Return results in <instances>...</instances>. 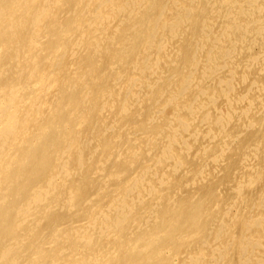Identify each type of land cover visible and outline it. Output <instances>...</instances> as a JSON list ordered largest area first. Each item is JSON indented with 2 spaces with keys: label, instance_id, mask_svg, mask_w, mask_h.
<instances>
[{
  "label": "bare ground",
  "instance_id": "bare-ground-1",
  "mask_svg": "<svg viewBox=\"0 0 264 264\" xmlns=\"http://www.w3.org/2000/svg\"><path fill=\"white\" fill-rule=\"evenodd\" d=\"M0 264H264V0H0Z\"/></svg>",
  "mask_w": 264,
  "mask_h": 264
}]
</instances>
